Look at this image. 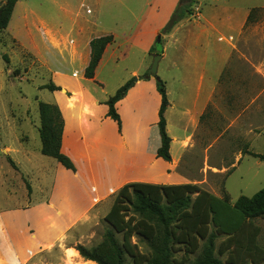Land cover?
Wrapping results in <instances>:
<instances>
[{
  "label": "rangeland",
  "instance_id": "1",
  "mask_svg": "<svg viewBox=\"0 0 264 264\" xmlns=\"http://www.w3.org/2000/svg\"><path fill=\"white\" fill-rule=\"evenodd\" d=\"M137 1L131 0L129 6L137 5L140 8L141 5ZM165 1L167 4L169 0ZM189 1L177 0L169 19L154 38L153 45H156V50L164 52L170 41L169 35L179 24L186 21L190 22L188 24L193 30V35L189 41L185 40V43L190 50H204L207 62L202 63L200 67H204L206 80L216 74L217 49L222 50L219 55L231 54V59L225 69H219L220 74L223 71L219 93L205 115L193 145L185 152L172 175L177 177V174V178H181L183 183L196 184L219 198H228L231 204H234L240 196L252 197L264 189V159L245 153L248 150L264 156V0H192L184 7L185 16L170 30L164 31L179 6ZM5 2L6 0H0V7ZM254 8L259 10L254 13L240 38L238 36L240 25L247 13ZM164 9L165 7L162 8ZM58 12V0H23L13 18L14 20L19 16L22 18L23 15L27 17L22 20L19 40L14 39L9 31L0 32V211L26 210L25 214L28 220L31 218V222L35 214L28 213L27 208L37 204L39 200L46 201L51 197L56 173L61 167L57 160L41 153L39 103L58 105L55 100L56 92L44 87L62 80L53 74L52 69L56 68V64L63 62L61 58H55L54 53L50 52L52 50L48 51L41 41L39 45L44 60H37L28 49L27 37L29 33L35 40H41L43 27L57 33V23L61 20L67 26L70 21ZM88 12L91 13L90 10ZM194 20H199L198 24L193 23ZM76 22L83 23L81 19H76ZM24 23L27 24L26 28ZM74 25L77 28L76 23ZM134 26L129 24L131 29H135ZM97 30L100 28L92 27L88 32L95 33ZM62 33L69 35L68 39H78L76 29ZM158 37H161L160 42ZM220 37H225L228 41L232 37L230 41L237 49L233 52L227 42L220 40ZM178 38L186 39L181 31ZM195 45H198L197 48ZM126 48L125 50L124 47L122 51L127 53L118 61L100 66L97 79L102 84L80 80L82 71L79 64L71 65L68 55H64L67 59L64 66L71 79L87 83L95 92L90 89L91 93L101 99L107 100L119 88L130 83L127 95L117 109L124 120L125 134L132 148L126 151L118 149L117 145H111L106 149L111 162L104 172L110 179L117 177L118 172L122 178L133 176L145 178L157 173L160 169L158 164L169 163L161 160L151 165L152 152L148 145L143 146V141L147 140L148 136L151 139L155 133L153 130L156 131L158 126L161 96L156 78L164 82L169 102L175 101L180 104V97L184 94L180 91L183 86L175 80V77L184 75V68L182 63L177 66L172 64L174 56L170 55V52L166 59L161 58L159 61L156 75H151L149 71L154 57L162 54L151 55L150 50L143 54L139 47L130 49L129 45ZM4 55L8 57V63L4 60ZM140 66L142 69H139ZM132 70H139V74L132 76ZM187 87L185 93H190L196 85L190 82ZM179 111L178 108L168 114L171 135L182 134L176 125L179 124ZM138 123L140 142L136 139ZM116 127L123 132L122 125L121 128L118 124ZM109 130L111 131V128ZM7 146L18 151H29L30 160H27L22 152L11 154L13 157L11 158ZM172 153L177 157L176 147ZM9 158L16 164V169L11 165ZM40 183L44 186L42 190ZM28 186L31 187V193ZM87 198L90 199L88 196ZM113 200L114 197H109L100 203L99 212L107 214ZM103 214L96 215L88 224L77 227L68 238L71 246L82 245L90 249L99 245L104 240L106 232L111 229ZM254 222L261 229L259 244L264 247V219L258 218ZM115 235L121 243L123 235L121 233ZM224 239L226 236H220L216 241V247ZM132 241L138 244L140 251L148 250L147 245L140 242L138 237L135 236ZM70 252L68 263L73 259L69 258ZM227 256L225 254L219 258L225 263ZM43 264H59V260L48 258Z\"/></svg>",
  "mask_w": 264,
  "mask_h": 264
},
{
  "label": "crops",
  "instance_id": "2",
  "mask_svg": "<svg viewBox=\"0 0 264 264\" xmlns=\"http://www.w3.org/2000/svg\"><path fill=\"white\" fill-rule=\"evenodd\" d=\"M130 1L58 0V13L66 17L70 21L69 24L65 26L63 20L59 21L57 23V33L55 30L50 31L48 28L43 27V37L41 40H35L28 33L27 46L37 60H44V54L41 52L39 45L41 41L48 51H53L50 52L54 53L53 56L55 58H61L60 60L63 62V64H56V68L52 69L55 76L62 78V80L55 84L61 88V90L55 91V100L59 105L64 120L61 151L73 161L76 171L66 169L59 163L62 168L60 167L56 173V182L52 186L51 197L46 201L40 202L39 200L37 204L27 208L28 213L34 212L35 214L32 222L31 218L28 220L25 214L26 210L0 211V264H43L48 258L50 260L58 259L59 264H93L95 262L87 261L80 256L75 247L77 245L71 246V241L68 238H70L71 233L77 227L88 224L96 215L103 214V212H99L100 203L109 197H114L115 199L116 193L129 183L141 182L156 185L186 184L181 181V178H177V174V177L172 175V171H174L176 165L183 158L185 152L193 145L196 133L201 128L204 117L219 93L223 73L222 71L220 74L219 69L227 67L231 54L223 53V56L219 55L218 53L222 52V50L217 49L216 74L209 80H206L204 67H200L202 63L207 62L204 50H190L187 43H185V40L189 41V38L193 35V30L190 28V24H188L190 22L185 21L175 28L169 35L170 41L168 42V47L165 48L162 54V59H166L170 52V55L174 56L172 64L177 66L182 63L181 65L184 68V75L182 77H175V80L183 86V89H180L181 93H184L180 97L181 103L177 104L175 101L169 102V106L165 112L166 129L171 138L170 153L172 160L167 165L163 163L158 164L160 169H158L157 173H152L145 178H137L135 176L122 178L118 172L117 177L110 179L104 172L107 171V165L111 162L110 154L106 149L111 145H117L118 149L129 151L132 145L129 144L126 137L124 120L121 115L118 113L123 132L117 129V122L107 116L108 106L106 105V101L110 97L105 100L95 96L91 93L93 89L87 86V83L99 84L100 80L97 79V71L100 66L111 61H118L120 57L127 53L124 50L122 51L124 47L125 50L127 49V45L130 46V49L139 47V50L143 54H147L154 43L155 36L159 34L169 19L177 2V0H169L166 4L165 0H138L137 3L141 5L139 8L137 5L133 7L129 6ZM22 2L23 0H18L15 4L6 29V32H11L16 40L20 38L21 27L23 26L22 20L27 18L26 15H23L22 18L19 16L17 19H13L18 6ZM163 7H165L164 10H162ZM123 9H125L124 12ZM88 10L91 11L90 14ZM253 10H259V8L250 10L244 17L238 31L240 38ZM76 19H81L83 23L78 24ZM198 21L194 20L193 23L198 24ZM75 23L77 28L74 25ZM129 24L135 25V29L129 28ZM26 25L24 23L25 28ZM92 27H98L100 30L95 31V33L88 32ZM75 29L78 37L77 40L75 38L68 39L67 37L70 36L63 35L62 33L63 31L72 32ZM180 31L185 35L186 39L178 38ZM105 36H112L113 42L106 47L96 69L95 77L88 79L85 77V71L91 60L90 43L95 37L100 38ZM231 38L229 39L232 41ZM220 40L226 41L233 52L237 49L235 44H232L225 37H220ZM197 46L195 45V48ZM65 54L68 55L71 65L75 63L79 64L82 77L78 78L87 83L71 79L72 77L67 73L64 66V63L67 62V59L64 57ZM141 66L139 69H142ZM138 74L139 70H132L131 72L132 76ZM190 82L195 84L196 87L190 93H185L188 88L187 85ZM139 83L140 81L138 80L137 84ZM205 83H207L206 86ZM93 93L95 92L93 91ZM123 99L117 102L116 109ZM103 102H105V105ZM160 107L161 104L158 106L157 125L159 123ZM178 108L180 109L178 113L179 124L176 125L179 126L182 134L176 133L171 135L168 114L171 110ZM112 121L116 124L112 123ZM137 125L136 139L138 141L139 123ZM109 128H111V131ZM153 131L155 132L153 137L150 139L148 136V139L143 141V146L148 145L152 152L151 165L161 160L165 161L157 156V151L162 144L159 126H157L156 131ZM174 147L177 149V157L172 153ZM6 148L9 150L10 156L11 154L22 152L26 159L30 160L29 151L14 150L11 146H7ZM11 158L13 157L11 156ZM40 186V190H42L44 186L41 183ZM107 214L103 215L106 216ZM30 223L32 224L31 227ZM69 251H73L77 256L73 257L70 263H68Z\"/></svg>",
  "mask_w": 264,
  "mask_h": 264
},
{
  "label": "trees",
  "instance_id": "3",
  "mask_svg": "<svg viewBox=\"0 0 264 264\" xmlns=\"http://www.w3.org/2000/svg\"><path fill=\"white\" fill-rule=\"evenodd\" d=\"M17 1L9 0L8 5L0 7V32L6 31ZM191 1L179 6L164 31L170 30L185 16L184 7ZM256 11H252L248 23ZM112 42V36L91 41L86 78L95 77L103 53ZM158 53L163 54V51H157L153 45L150 54ZM3 58L8 63V57L4 55ZM156 79L162 98L158 123L162 144L157 156L170 162L171 138L165 118L169 101L164 82ZM129 87L130 83L125 84L106 101L107 116L117 122L119 128L121 119L116 104L127 94ZM44 88L61 90L53 83ZM39 114L41 153L75 172L73 161L61 151L64 120L59 106L40 102ZM245 153L264 159L263 155L248 150ZM9 161L16 169L14 161L10 158ZM28 188L31 193V187ZM258 218L264 219V189L252 197L240 196L231 204L228 198H219L196 184L129 183L116 193L105 216L111 229L106 232L104 240L90 249L82 245L76 249L85 260L96 264H264V247L259 244L261 229L254 222ZM115 233L123 235L121 243ZM135 236L147 245L146 252L140 251L138 244L133 243ZM220 236H226V239L216 247ZM225 254L228 256L223 263L219 257Z\"/></svg>",
  "mask_w": 264,
  "mask_h": 264
},
{
  "label": "water",
  "instance_id": "4",
  "mask_svg": "<svg viewBox=\"0 0 264 264\" xmlns=\"http://www.w3.org/2000/svg\"><path fill=\"white\" fill-rule=\"evenodd\" d=\"M184 1H186V0H184ZM8 3H9V0H6L5 6L8 5ZM160 40H161V37H158V42H160ZM161 58H162V55H156L154 57L153 64H152L150 71H149L151 75H156L158 64H159V61L161 60Z\"/></svg>",
  "mask_w": 264,
  "mask_h": 264
},
{
  "label": "bare ground",
  "instance_id": "5",
  "mask_svg": "<svg viewBox=\"0 0 264 264\" xmlns=\"http://www.w3.org/2000/svg\"><path fill=\"white\" fill-rule=\"evenodd\" d=\"M74 256H76L75 253L71 251V252H70V255H69V258H72V257H74Z\"/></svg>",
  "mask_w": 264,
  "mask_h": 264
}]
</instances>
